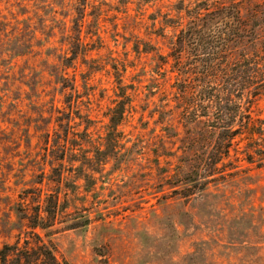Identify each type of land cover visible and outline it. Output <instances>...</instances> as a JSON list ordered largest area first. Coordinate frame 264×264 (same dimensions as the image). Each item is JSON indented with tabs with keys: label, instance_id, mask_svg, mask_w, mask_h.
Segmentation results:
<instances>
[{
	"label": "rangeland",
	"instance_id": "1",
	"mask_svg": "<svg viewBox=\"0 0 264 264\" xmlns=\"http://www.w3.org/2000/svg\"><path fill=\"white\" fill-rule=\"evenodd\" d=\"M50 1L0 0L6 28L25 33L0 46V249L45 244L62 264H264V166L242 159L248 128L216 150L204 189L199 171L220 125L264 118L256 91H231L222 121L223 91L203 90L232 48L250 55L255 25L239 29L233 0H72L76 46H29L35 11L73 25L67 0Z\"/></svg>",
	"mask_w": 264,
	"mask_h": 264
},
{
	"label": "trees",
	"instance_id": "2",
	"mask_svg": "<svg viewBox=\"0 0 264 264\" xmlns=\"http://www.w3.org/2000/svg\"><path fill=\"white\" fill-rule=\"evenodd\" d=\"M139 1L148 2L150 0H139ZM208 2H210V0H208ZM231 3L235 4L234 7L235 12L237 13V16L240 18L237 21L238 23L237 26H239V29L249 25V23H251L250 25L254 24L255 26H253L254 39L250 45V53H249L250 55L242 56V54L238 53V51L235 48L234 49L232 48V54H230L229 57L224 60V63H222L219 66V69L217 71L218 73L213 77L214 81H211V79H204L205 80L204 84H206L203 87L204 91H223L224 97H222L223 100L222 121L226 120L225 106L227 104V97L229 96L231 91H256L253 94L254 100L260 99V97L264 95L263 93L264 92V74H263L264 73V0H233ZM47 5H49L53 10V8L55 7L54 5L57 6L59 5V3L57 0H51L50 2L47 3ZM81 5L82 7H84L86 5V0H82ZM207 5L208 4H206V6ZM66 6L70 10L69 18L71 19L73 24L72 27H70V30H68V27L66 28L64 22H63L64 23L63 29H61L60 23H62V20H60V17H57L56 11H54L51 14V12L47 13L45 12V10L40 12L39 10L40 12L39 14L37 11H35L34 21L30 17L27 18L28 21L27 19L23 21L25 25L23 26L24 28L22 30L26 29L28 27V24H29L28 27L29 29H28V35L26 37L27 39H23L22 42H28L29 46L44 47L46 44L49 45L51 42H53L54 44L56 37L60 36L58 38L59 39L63 38L62 42H65L66 46L68 47H72L73 45L76 46L75 37L73 36V34L76 37H78V34H76L77 27L74 28V25L78 23V16L82 18L83 15L82 13L79 14L78 16L74 15L75 12L74 1L67 0ZM192 6H188L185 8L186 14L187 12H189L190 9L193 8ZM225 6H226L225 2L221 3L220 5L222 10L224 9ZM211 8L213 7H205V11L208 12L209 10H211ZM81 10L83 11V9ZM240 13L241 14L244 13L245 17L244 18L241 17ZM7 24L8 23H7L6 15H3L0 12V46H4V45H14V47L19 46V44L21 43L20 40L25 36V33H22V31L18 27H14V26L13 28L8 29L6 28ZM64 34L65 36H63ZM76 40H78V38ZM45 52L49 53V47H46ZM72 53H73L72 54L73 57L72 58L70 57L69 58L70 60L74 58V56L76 55V51H72ZM15 54L16 53H13V55ZM52 55L54 56L53 52ZM56 56L58 55L56 54L55 57ZM254 56H257L255 60H253ZM55 68L58 69L57 67H54V70ZM53 75L56 82L58 83L59 79L57 80L58 77L57 74H55L54 72ZM59 78H61V76ZM190 83H191V78H186V84L190 85ZM238 96L240 95H238L237 93V97ZM216 102L218 104V100ZM253 120L254 119L251 120V116H248L247 119H244L240 114L238 120L239 122L236 125V128L231 133L229 132L228 126L224 124L219 126L221 129L219 130V132H217L216 139L218 141L223 139L224 140L220 141L221 145L219 144V142L216 143L215 150H211L209 156L202 161L201 165H199V171L200 173H202L203 175L202 179L204 181L202 183V189H204L205 186H207L210 183L209 178L212 176V174L216 172L214 170H217L215 167L216 162H218L221 159L219 157L220 155L216 159L217 156L216 150L223 148L224 151H222V153L224 152L226 153L228 146L230 144L229 141L230 137L232 135L234 136L241 135L242 131L246 128H248L247 131L248 135L246 137L247 141L240 151L242 155V159L245 160L246 163L248 164H254L256 168H260L264 166V125H263L264 118L256 119L255 121ZM67 136H68V129L62 126V137L59 136V138H61V140L66 139L65 141L67 142L68 139ZM225 139L228 140L225 142ZM58 141L59 139L58 140L54 139V144L57 143ZM45 212L46 214L49 213V211L47 210H45ZM38 215H39V211L38 209H36L35 216ZM34 226L41 227L39 223H36V225ZM0 264H62V263H60L55 258L51 250H49L45 244L44 245L41 244V245H36L35 247L34 246L27 247L25 245L23 247V250L19 249L17 245L15 246L4 245L2 249H0Z\"/></svg>",
	"mask_w": 264,
	"mask_h": 264
}]
</instances>
